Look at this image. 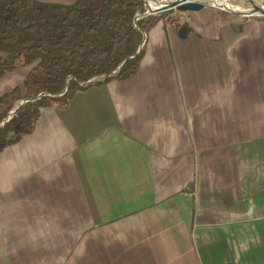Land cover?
Returning <instances> with one entry per match:
<instances>
[{
	"label": "crops",
	"instance_id": "0c3cea01",
	"mask_svg": "<svg viewBox=\"0 0 264 264\" xmlns=\"http://www.w3.org/2000/svg\"><path fill=\"white\" fill-rule=\"evenodd\" d=\"M183 14L0 152V264H264V19Z\"/></svg>",
	"mask_w": 264,
	"mask_h": 264
},
{
	"label": "trees",
	"instance_id": "16d2710c",
	"mask_svg": "<svg viewBox=\"0 0 264 264\" xmlns=\"http://www.w3.org/2000/svg\"><path fill=\"white\" fill-rule=\"evenodd\" d=\"M144 11L140 0H76L69 5L0 0V77L28 67L22 84L0 96V123L21 100L63 91L68 76L85 83L119 67L129 54L138 50L143 40L141 31L148 34L170 17L151 15L139 20L135 27L134 16ZM217 11L233 18L230 13ZM145 47L146 44L138 56L128 60L119 74L107 82L135 74ZM99 85L79 86L70 81L64 96L45 97L24 105L0 128V152L31 134L43 109H64L75 93Z\"/></svg>",
	"mask_w": 264,
	"mask_h": 264
},
{
	"label": "water",
	"instance_id": "95a60500",
	"mask_svg": "<svg viewBox=\"0 0 264 264\" xmlns=\"http://www.w3.org/2000/svg\"><path fill=\"white\" fill-rule=\"evenodd\" d=\"M144 7V13H137L134 16L133 24L137 26V22L141 19H145L151 15L160 14L161 16H168L172 14L175 10L179 11H198L205 6L212 7L221 11L230 13L233 19L237 22H245L250 18L261 17L264 19V0H140ZM232 1V3H231ZM141 31V30H140ZM143 35V40L136 52L129 54L125 60L121 63L119 67L113 71L103 74L101 76L93 77L86 81L85 83L77 82L72 76H68L65 82V87L63 91L58 94L51 95L47 93H40L39 95L21 100L16 107H14L5 119L0 123V128H3L5 124L12 119V117L21 109L24 105L28 103H35L42 98H58L64 96L69 88V82L74 81L79 86H87L93 83H106L109 78L119 74L123 69L126 62L136 56H138L146 42L147 34L141 31Z\"/></svg>",
	"mask_w": 264,
	"mask_h": 264
},
{
	"label": "rangeland",
	"instance_id": "374dc122",
	"mask_svg": "<svg viewBox=\"0 0 264 264\" xmlns=\"http://www.w3.org/2000/svg\"><path fill=\"white\" fill-rule=\"evenodd\" d=\"M41 2H51V3H60V4H65V5H69L74 3L76 0H39ZM232 3V1H231ZM185 12H189V11H185ZM184 11H179V10H175L172 14H170V17L166 20L168 21L169 19L174 20V22L176 23L175 19H178L181 17V19H183V16L186 14ZM255 18H259V17H255ZM233 19V18H232ZM189 20L188 18H185L184 23L185 24H189ZM174 23V24H175ZM175 26H177L175 24ZM181 26H179V33L181 31ZM28 67H20L17 68L14 71H10L5 73L3 76L0 77V96L8 91H10L11 89H13L16 86H20L25 78V75L27 73ZM206 90H209V87H206Z\"/></svg>",
	"mask_w": 264,
	"mask_h": 264
}]
</instances>
